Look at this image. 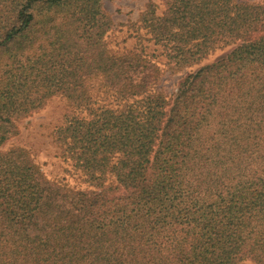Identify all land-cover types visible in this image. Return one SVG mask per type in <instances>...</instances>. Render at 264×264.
<instances>
[{"label":"trees","instance_id":"1","mask_svg":"<svg viewBox=\"0 0 264 264\" xmlns=\"http://www.w3.org/2000/svg\"><path fill=\"white\" fill-rule=\"evenodd\" d=\"M159 2L139 26L164 70L108 51L101 0H0V264H264V0ZM54 96L82 189L1 149Z\"/></svg>","mask_w":264,"mask_h":264},{"label":"rangeland","instance_id":"2","mask_svg":"<svg viewBox=\"0 0 264 264\" xmlns=\"http://www.w3.org/2000/svg\"><path fill=\"white\" fill-rule=\"evenodd\" d=\"M248 1L260 3L263 0ZM150 2L157 5V13L163 10L159 0H101L103 10L112 21V27L104 36V41L108 51L114 54L141 50L164 70L166 59L161 49L154 45L149 35L139 26L140 14ZM231 48L232 46H220L199 63L174 73H169L166 69L157 87L162 89L167 97L172 98L180 80L200 66L224 56ZM73 111V107L64 98L60 96L50 98L41 108L17 120V134L1 145V149L24 148L49 179L57 180L70 188H85L87 183L83 177L61 155L55 134L66 115H71Z\"/></svg>","mask_w":264,"mask_h":264}]
</instances>
